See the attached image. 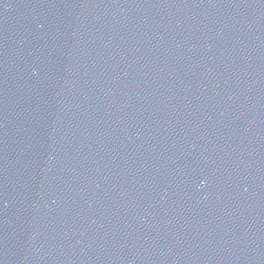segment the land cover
Returning a JSON list of instances; mask_svg holds the SVG:
<instances>
[{
  "label": "water",
  "instance_id": "1",
  "mask_svg": "<svg viewBox=\"0 0 264 264\" xmlns=\"http://www.w3.org/2000/svg\"><path fill=\"white\" fill-rule=\"evenodd\" d=\"M0 264H264V0H0Z\"/></svg>",
  "mask_w": 264,
  "mask_h": 264
}]
</instances>
